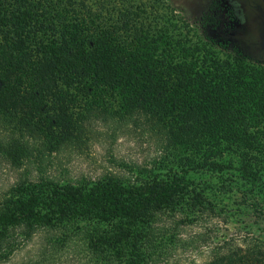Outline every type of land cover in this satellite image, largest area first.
<instances>
[{"label": "trees", "instance_id": "16d2710c", "mask_svg": "<svg viewBox=\"0 0 264 264\" xmlns=\"http://www.w3.org/2000/svg\"><path fill=\"white\" fill-rule=\"evenodd\" d=\"M218 1L202 38L163 0H0V161L18 172L0 190V264L32 240L19 264L63 250L71 264H149L178 225L220 214L229 185L193 174L260 181L264 19L238 39L231 0ZM123 128L153 136L165 162L132 177L49 171ZM198 264H264V242L224 239Z\"/></svg>", "mask_w": 264, "mask_h": 264}, {"label": "rangeland", "instance_id": "374dc122", "mask_svg": "<svg viewBox=\"0 0 264 264\" xmlns=\"http://www.w3.org/2000/svg\"><path fill=\"white\" fill-rule=\"evenodd\" d=\"M175 9L192 29L202 38L209 37L207 21L213 20L212 6H218V0H163ZM243 5L231 0L230 6L237 16L239 29L235 37L241 39L247 28L260 30L263 23L255 11H263L262 0H241ZM252 10L256 18L249 20L246 13ZM218 9V7H217ZM212 15V16H211ZM259 22V23H258ZM254 23V24H253ZM226 51H235L231 46ZM166 160L164 154L157 148L155 138L141 128H123L112 139L101 135L99 140L90 146L87 155H60L54 158L49 171L61 180L73 181L81 175L94 177L102 171H111L121 177H132V169L137 166L155 169ZM18 172L10 168L5 161H0V190L14 180ZM194 181L209 180L215 185L221 182L228 184V190L217 193V208L219 215L203 216L190 224L176 227L177 238L168 248L149 264H198L208 258L211 247L218 241L233 239L242 243L247 239L264 242V173L255 186L242 184L234 175V171L227 170L221 174L200 173L192 175ZM253 203L256 208L249 206ZM35 240L19 247L11 262L5 264H19L30 260L33 262ZM68 251L57 252L45 264H71Z\"/></svg>", "mask_w": 264, "mask_h": 264}, {"label": "flooded vegetation", "instance_id": "af4514ba", "mask_svg": "<svg viewBox=\"0 0 264 264\" xmlns=\"http://www.w3.org/2000/svg\"><path fill=\"white\" fill-rule=\"evenodd\" d=\"M262 39L264 40V35L262 36Z\"/></svg>", "mask_w": 264, "mask_h": 264}]
</instances>
